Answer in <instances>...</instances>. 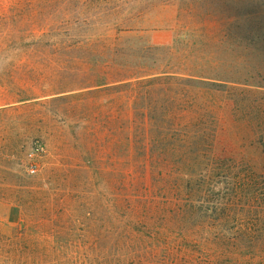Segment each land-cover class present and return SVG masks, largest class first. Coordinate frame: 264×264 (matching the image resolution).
Wrapping results in <instances>:
<instances>
[{
  "label": "rangeland",
  "instance_id": "obj_1",
  "mask_svg": "<svg viewBox=\"0 0 264 264\" xmlns=\"http://www.w3.org/2000/svg\"><path fill=\"white\" fill-rule=\"evenodd\" d=\"M258 75L264 0H0V264H264Z\"/></svg>",
  "mask_w": 264,
  "mask_h": 264
},
{
  "label": "crops",
  "instance_id": "obj_2",
  "mask_svg": "<svg viewBox=\"0 0 264 264\" xmlns=\"http://www.w3.org/2000/svg\"><path fill=\"white\" fill-rule=\"evenodd\" d=\"M172 36L164 32H139L119 35L110 43L107 59L110 65L129 68L138 64L149 50H167Z\"/></svg>",
  "mask_w": 264,
  "mask_h": 264
},
{
  "label": "trees",
  "instance_id": "obj_3",
  "mask_svg": "<svg viewBox=\"0 0 264 264\" xmlns=\"http://www.w3.org/2000/svg\"><path fill=\"white\" fill-rule=\"evenodd\" d=\"M258 77L261 78V79H264L263 76H261V75H258ZM259 99L262 102H264V97H263V99H261V98H259ZM158 106L162 108L163 107V104H159ZM138 117L140 118V123L139 124L144 129H146V127L148 126V124L152 123L153 121L154 122H160L158 124H161V126H164L165 124L168 123L167 122V115H165V114H159L158 116H154V114H152L151 112H145L144 111L141 115H138ZM138 140H140V139H138ZM158 141H159V142H157L158 145L167 146V149H168L167 150V153L166 152H163L162 154L164 156L168 155L166 157H169L170 156L169 154H170V151H171L169 146L173 143L172 142L173 140L170 139V138H168V137L162 136L161 138H158ZM143 146L145 148H148L147 144L146 145L144 144ZM184 146H186L189 149H192L194 147V146L191 147L190 144H183V146H182V142H179V145H177V148H179V149H175L176 150L175 153L176 154H179L180 152H182L183 149H184ZM172 150H173V147H172ZM163 159H164V157H163Z\"/></svg>",
  "mask_w": 264,
  "mask_h": 264
},
{
  "label": "built area",
  "instance_id": "obj_4",
  "mask_svg": "<svg viewBox=\"0 0 264 264\" xmlns=\"http://www.w3.org/2000/svg\"><path fill=\"white\" fill-rule=\"evenodd\" d=\"M32 154H35V153L29 154V157H30L29 159H33ZM28 172H29V174H35L36 173V166H34V165L29 166Z\"/></svg>",
  "mask_w": 264,
  "mask_h": 264
}]
</instances>
